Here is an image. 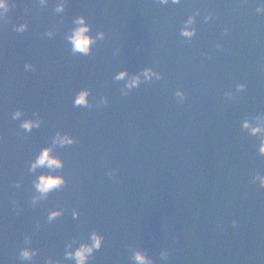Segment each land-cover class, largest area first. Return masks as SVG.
Here are the masks:
<instances>
[{
    "label": "water",
    "instance_id": "1",
    "mask_svg": "<svg viewBox=\"0 0 264 264\" xmlns=\"http://www.w3.org/2000/svg\"><path fill=\"white\" fill-rule=\"evenodd\" d=\"M9 3L8 23L0 22V261L63 259L66 242L96 230L105 239L88 264H133L126 245L146 249L156 264H264V191L250 183L264 176V158L239 129L245 117L264 115L257 0H68L63 13L54 11L55 0L45 7L38 0ZM197 8L196 35L188 41L179 28ZM77 15L93 35L105 33L89 55L73 54L64 38ZM19 23L28 25L24 32L13 30ZM53 27L54 36H45ZM145 66L163 78L121 96L123 81L114 73ZM237 84L245 91L225 100ZM177 88L183 103L176 102ZM81 89L88 90L87 107L73 104ZM101 96L108 103L97 107ZM16 110L23 115L14 120ZM34 113L40 126L25 132L20 120L36 119ZM58 131L77 141L54 150L67 183L33 207L28 164ZM54 208L64 214L47 222ZM232 220L236 229L228 227ZM25 235L39 249L31 262L17 258ZM162 249L169 250L166 261Z\"/></svg>",
    "mask_w": 264,
    "mask_h": 264
},
{
    "label": "clouds",
    "instance_id": "2",
    "mask_svg": "<svg viewBox=\"0 0 264 264\" xmlns=\"http://www.w3.org/2000/svg\"><path fill=\"white\" fill-rule=\"evenodd\" d=\"M16 0H13V4ZM49 0H38V5L40 7L47 6ZM68 0H55L54 11L56 13H63L65 5ZM161 5H167L171 3L172 5L180 4L181 0H157ZM9 0H0V22L8 23L7 13L10 7ZM255 16L264 15V0H257V6L254 9ZM200 15V10L197 8L191 14L187 16L186 19L182 21V26L179 28V35L184 37L186 40L190 41L193 36L196 35V17ZM211 13H206L203 16L204 22H208L211 19ZM63 17H61L62 21ZM28 25L26 23H19L13 25V30L16 32H24ZM224 34L228 33V28L223 29ZM55 34V27L50 28L44 32V35L51 38ZM66 42L70 43L71 51L73 54L89 55L92 50V46L96 44L97 41H102L105 38V33L102 30H98L95 34H92V27L86 21V17L83 15L74 16L72 19V27H70L64 34ZM217 49L222 47L220 42L215 44ZM139 46L137 51H139ZM26 70H32V65L25 64ZM161 80L162 73L157 72L151 66H145L140 68L134 73H129L127 69H120L115 72L112 76L114 81H123L120 87V95L127 96L133 89L138 88L142 83L149 82L153 80ZM245 91L244 84H237L233 91L226 92L224 94V99L227 101H234L236 96ZM89 93L86 89H81L74 97L73 104L75 106L88 105ZM174 97L177 103H183L185 100V93L182 89L177 88L174 91ZM108 101L106 97L101 96L99 104L107 105ZM23 113L20 110H16L11 113L12 119L16 120L22 117ZM36 119L25 118L20 120V128L25 132H30L33 128L40 126V119L38 114L34 113ZM239 129L241 133L247 135L251 139H255L258 142V147L256 149V155L260 158H264V115H256L254 117H245L241 120L239 124ZM76 139L67 133L56 132L51 139V143L48 146L42 147L40 151L35 155V157L28 164V172L34 174V178L31 181L33 193L30 197V203L34 207L40 201L46 200L49 193L54 190L61 189L67 181L61 174L64 167L63 160L55 154L56 147H64L66 145H72L76 143ZM43 169V171H38ZM116 169H108L106 175L109 179L114 178ZM251 184L257 185L258 188L264 191V176L259 174L253 175L251 177ZM15 187H20V181L14 182ZM12 207L16 210V214L19 215V209L16 207V201L12 200ZM64 211L62 208L49 209L47 212V222H52L55 218L62 216ZM79 211L73 207L71 209V216L75 220L79 217ZM39 222H37V227H39ZM229 228L236 229L237 221L232 220ZM105 237L103 234L96 230H91L88 233L86 239H79L73 236L68 242L64 244L63 248V259H54L53 257H45L44 264H66L67 261H72L73 264H88L89 260L93 257L94 252L99 251L102 247ZM32 243L31 235L24 236V247L19 248L17 252V258L21 262H31L38 255L39 249L35 247H30ZM130 251L129 259L133 264H156L152 256H150L146 249L136 248L132 245H126ZM159 257L161 260H168L169 250L162 249L159 252ZM0 264H3L0 261Z\"/></svg>",
    "mask_w": 264,
    "mask_h": 264
}]
</instances>
